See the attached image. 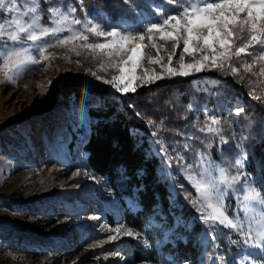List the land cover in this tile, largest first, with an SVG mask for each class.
Instances as JSON below:
<instances>
[{
	"label": "rangeland",
	"instance_id": "rangeland-1",
	"mask_svg": "<svg viewBox=\"0 0 264 264\" xmlns=\"http://www.w3.org/2000/svg\"><path fill=\"white\" fill-rule=\"evenodd\" d=\"M56 2L62 3L64 7H77L76 16L83 17L78 0ZM42 7L46 9L48 5L42 4ZM85 9L99 19L116 23L106 10L91 13L86 7ZM149 10L152 13L144 12L155 16L153 9ZM7 18L8 14L0 15V20L6 21ZM41 22L48 24L47 13ZM67 34L62 33L61 36ZM95 39L90 37V42ZM49 52L52 53L49 60L33 66L15 85L4 81L0 74V264H184L173 260L161 248L170 240V232L164 227V221L152 217L149 225L143 229L126 222L125 208L115 196L108 180L94 172L88 164V154L84 150L90 132L87 107L75 97L68 102L63 99L62 87L65 83L81 85L87 101L94 106L102 104L104 99L99 93L92 92L93 89L109 90L113 96L122 95L90 75V71H95L97 75L110 79L117 73L114 69H102L99 59L92 58L87 52L76 56L65 47L51 48ZM149 54L155 55L154 51ZM178 56L179 50L174 58V66ZM251 59L241 56L234 59L233 63L240 68L239 74L247 75V78L250 76L254 82H258L261 78L258 75L259 66L253 69L257 75L245 72L242 66L244 62H251ZM144 68L161 71L159 66L147 63ZM207 73L209 72L187 78L195 81L193 85L198 91L202 87L209 89L216 82L211 81ZM30 76H35L36 82L30 83ZM170 79L181 78H166L155 83ZM49 81L52 82L51 86ZM239 105L243 104L238 103L237 106ZM153 123L156 140L165 146L166 156L172 158L174 166L177 153L184 156L186 162H194L200 152L208 154L202 148H194L189 137L164 142L165 121L159 119ZM207 124H210L209 120ZM49 128L51 131L47 139L42 141L40 136ZM185 145H188L187 149ZM160 148L161 143H153L154 153L161 158L158 152ZM208 155L212 161L227 166L230 173L235 174L233 162L226 164L225 157L213 158ZM78 170L80 175H75ZM199 170L198 167L195 168V171ZM85 172L88 175H84ZM159 172L168 183L174 203L178 196V185L174 188L173 183L177 184L178 178L189 183L179 169L174 167L165 170L162 161ZM191 189L194 200L196 193L192 187ZM239 195L242 196V192ZM225 203L230 204L243 218L244 213L237 208L236 199L226 200ZM240 204H243L242 199ZM172 213L173 229H191L192 222L181 212ZM119 224L132 228L133 232H139V237L117 235L110 230ZM175 234L176 238L185 239L182 231ZM228 234L233 239H238L233 230L223 229V234L216 243L222 245L224 242L227 247H233ZM109 236L117 238L109 240ZM144 240H147L149 246L144 245ZM93 244L98 246L90 248L89 245ZM235 246L238 250L236 253L232 252L235 256L229 255L231 261L237 258L243 260L248 252L253 257L258 256L255 249L244 250L240 244ZM134 251L149 252V258L136 262ZM117 254L122 256L123 263L113 262ZM251 259L252 257L243 260V264H250ZM204 261L211 264L207 256ZM256 264H260L258 259Z\"/></svg>",
	"mask_w": 264,
	"mask_h": 264
},
{
	"label": "snow or ice",
	"instance_id": "snow-or-ice-1",
	"mask_svg": "<svg viewBox=\"0 0 264 264\" xmlns=\"http://www.w3.org/2000/svg\"><path fill=\"white\" fill-rule=\"evenodd\" d=\"M124 2L132 4V0ZM165 2L174 8L165 9L161 4H150L155 16L141 11L132 22L124 20L112 23L89 14L83 0H78L82 18L76 16L77 7H64L56 0H0V15L8 14L6 21L0 20V74L4 81L15 85L33 66L50 59L52 53L49 49L65 47L76 56L82 52L89 53L92 58L99 59L102 69H114L117 74L110 79L97 75L95 71H90V75L121 94L135 93L140 86L166 78H187L206 71L235 77L240 68L234 66L233 61L241 56L252 58L251 62L243 63L245 72L257 75L253 69L259 66L258 75L264 77V0ZM42 4L48 7L45 9ZM45 13L48 14V24L41 22ZM62 33L68 34L61 36ZM90 37L96 38L95 41L90 42ZM178 50L179 56L174 66ZM153 51L155 55H150ZM145 63L159 66L161 71L144 68ZM51 84L49 81V86ZM249 95L255 101H262L255 89ZM243 111V105L237 106V115ZM205 116L210 124L199 131L219 134L221 129L214 126L220 124V118L214 114L209 116L207 109ZM156 143H161L158 152L164 169H179L195 190L196 199L191 203L194 207L199 205V219L207 230L206 236L211 239L212 246L218 248L216 242L223 229H231L238 237L233 239L228 234L232 245L240 244L244 250L255 249L258 253L253 257L248 252L243 260L252 257L250 264H256L257 259L264 264V192L255 186L252 174L244 171L247 153L237 155L233 175L227 166L217 164L203 152L197 154L194 162H186L184 156L177 153L174 166L172 158L166 156L162 142ZM228 143L221 137V146L217 150H223ZM197 167L199 172L195 171ZM75 175H80L79 170ZM173 187L177 188L175 182ZM185 191L182 184L178 186V195ZM241 192L242 196L239 195ZM232 198L237 200V208L242 209L243 218L236 209L225 203ZM110 230L132 238L140 235L122 224ZM116 238L108 237L109 240ZM143 243L149 246L147 240ZM97 246L89 245L90 248ZM207 260L211 264H229L228 258L219 253L215 256L209 254ZM243 260L237 258L231 264H243ZM184 264L190 262L184 261Z\"/></svg>",
	"mask_w": 264,
	"mask_h": 264
},
{
	"label": "trees",
	"instance_id": "trees-1",
	"mask_svg": "<svg viewBox=\"0 0 264 264\" xmlns=\"http://www.w3.org/2000/svg\"><path fill=\"white\" fill-rule=\"evenodd\" d=\"M83 3L91 13L106 10L116 23L124 20L132 22L141 11L152 13L150 4H161L165 9L174 8L165 0H132L131 5L124 0H83ZM207 75L216 84L209 89L202 87L199 91L191 78L144 85L138 87L135 93L115 96L109 90L93 89L92 92L99 93L104 99L99 106L87 101L81 85L65 83L62 87L66 102L75 97L87 107L90 132L84 150L88 154V164L94 172L108 180L125 208L126 222L143 229L152 217L164 221L170 240L161 248L181 263L207 264L205 257L217 253L230 260L229 255L232 256L233 251L236 253L238 248L235 245L227 247L224 242L218 248L212 246L199 219L200 213L191 203L192 196H188L192 189L179 178L177 185L182 184L186 191L177 196L176 206L172 203L168 183L159 172L161 158L153 151V143L157 141V136H153L156 132L153 122L159 119L165 121L164 142L189 137L194 148L204 149L213 158L225 157L226 164H235L237 155L246 152L248 159L244 169L252 174L255 186L264 192V77L254 82L252 77L247 78L243 74L233 77L209 72ZM253 89L262 101L251 98L249 92ZM238 103L244 107L240 115L235 110ZM205 109L209 110V116L214 114L220 118L219 134L209 136L199 131L208 123ZM221 137L229 143L218 151ZM209 144L212 146L208 147ZM172 212H181L192 222L191 229H173ZM179 231L183 232L185 239L176 238L175 233ZM147 253L134 251L136 262L148 259Z\"/></svg>",
	"mask_w": 264,
	"mask_h": 264
},
{
	"label": "bare ground",
	"instance_id": "bare-ground-1",
	"mask_svg": "<svg viewBox=\"0 0 264 264\" xmlns=\"http://www.w3.org/2000/svg\"><path fill=\"white\" fill-rule=\"evenodd\" d=\"M30 83H34L36 82V78L35 76H30ZM29 81V80H28ZM51 129L49 128L46 132H44V134H42V136H40V138H42V141H45L50 133ZM113 262H120V263H123L124 260L122 259V256L120 254H117V256H114L113 258Z\"/></svg>",
	"mask_w": 264,
	"mask_h": 264
}]
</instances>
